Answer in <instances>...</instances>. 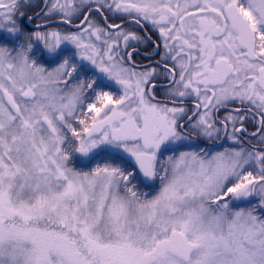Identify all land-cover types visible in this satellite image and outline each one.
<instances>
[{
  "label": "snow or ice",
  "instance_id": "snow-or-ice-1",
  "mask_svg": "<svg viewBox=\"0 0 264 264\" xmlns=\"http://www.w3.org/2000/svg\"><path fill=\"white\" fill-rule=\"evenodd\" d=\"M0 264H264V0H0Z\"/></svg>",
  "mask_w": 264,
  "mask_h": 264
}]
</instances>
